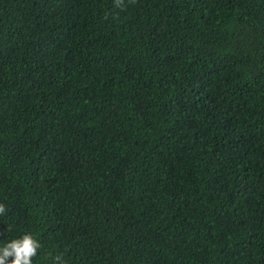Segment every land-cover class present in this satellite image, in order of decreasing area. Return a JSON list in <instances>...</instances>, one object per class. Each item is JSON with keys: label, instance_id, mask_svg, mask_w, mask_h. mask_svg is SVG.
<instances>
[{"label": "trees", "instance_id": "obj_1", "mask_svg": "<svg viewBox=\"0 0 264 264\" xmlns=\"http://www.w3.org/2000/svg\"><path fill=\"white\" fill-rule=\"evenodd\" d=\"M0 0V247L32 264H264V0Z\"/></svg>", "mask_w": 264, "mask_h": 264}, {"label": "clouds", "instance_id": "obj_2", "mask_svg": "<svg viewBox=\"0 0 264 264\" xmlns=\"http://www.w3.org/2000/svg\"><path fill=\"white\" fill-rule=\"evenodd\" d=\"M115 7L123 10L126 8L125 0H114ZM135 3V0H128ZM6 212L5 205L0 203V215ZM41 248L40 242L30 233H25L21 238L13 239L0 247V264H32V259ZM53 264H66L62 255L53 258Z\"/></svg>", "mask_w": 264, "mask_h": 264}]
</instances>
